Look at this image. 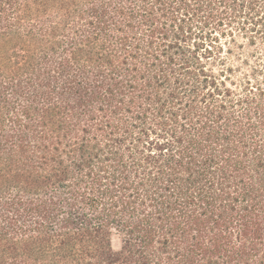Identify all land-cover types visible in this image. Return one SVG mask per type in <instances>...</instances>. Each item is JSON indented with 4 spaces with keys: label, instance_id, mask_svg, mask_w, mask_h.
<instances>
[{
    "label": "trees",
    "instance_id": "1",
    "mask_svg": "<svg viewBox=\"0 0 264 264\" xmlns=\"http://www.w3.org/2000/svg\"><path fill=\"white\" fill-rule=\"evenodd\" d=\"M0 264H264V0H0Z\"/></svg>",
    "mask_w": 264,
    "mask_h": 264
},
{
    "label": "rangeland",
    "instance_id": "2",
    "mask_svg": "<svg viewBox=\"0 0 264 264\" xmlns=\"http://www.w3.org/2000/svg\"><path fill=\"white\" fill-rule=\"evenodd\" d=\"M121 245V238L120 235L114 231V235H113V246L115 249H119Z\"/></svg>",
    "mask_w": 264,
    "mask_h": 264
}]
</instances>
